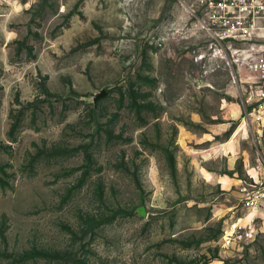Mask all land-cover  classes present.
<instances>
[{
  "label": "rangeland",
  "instance_id": "374dc122",
  "mask_svg": "<svg viewBox=\"0 0 264 264\" xmlns=\"http://www.w3.org/2000/svg\"><path fill=\"white\" fill-rule=\"evenodd\" d=\"M192 2L0 0V264H264L258 88Z\"/></svg>",
  "mask_w": 264,
  "mask_h": 264
},
{
  "label": "built area",
  "instance_id": "2783aa9c",
  "mask_svg": "<svg viewBox=\"0 0 264 264\" xmlns=\"http://www.w3.org/2000/svg\"><path fill=\"white\" fill-rule=\"evenodd\" d=\"M187 11L190 29L209 37L210 46L247 71L232 76H243L250 87L257 86L258 98L250 113L264 129V0H193ZM255 195L264 197V191Z\"/></svg>",
  "mask_w": 264,
  "mask_h": 264
},
{
  "label": "water",
  "instance_id": "95a60500",
  "mask_svg": "<svg viewBox=\"0 0 264 264\" xmlns=\"http://www.w3.org/2000/svg\"><path fill=\"white\" fill-rule=\"evenodd\" d=\"M106 93V90L103 88L100 91L93 94V101L95 102L98 98L104 96Z\"/></svg>",
  "mask_w": 264,
  "mask_h": 264
},
{
  "label": "trees",
  "instance_id": "16d2710c",
  "mask_svg": "<svg viewBox=\"0 0 264 264\" xmlns=\"http://www.w3.org/2000/svg\"><path fill=\"white\" fill-rule=\"evenodd\" d=\"M140 208H141V207H140ZM140 208H139V209H140Z\"/></svg>",
  "mask_w": 264,
  "mask_h": 264
}]
</instances>
